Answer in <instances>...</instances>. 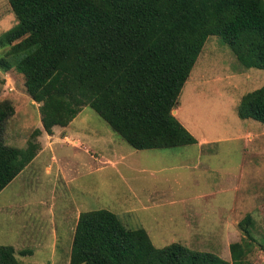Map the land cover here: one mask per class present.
Listing matches in <instances>:
<instances>
[{
  "label": "rangeland",
  "instance_id": "obj_1",
  "mask_svg": "<svg viewBox=\"0 0 264 264\" xmlns=\"http://www.w3.org/2000/svg\"><path fill=\"white\" fill-rule=\"evenodd\" d=\"M15 23L0 0V34ZM261 85L264 69L243 67L208 36L171 111L196 142L134 149L88 106L46 133L33 90L14 69L0 70V100L12 107L4 143L24 147L39 129L32 161L0 190V245L20 264H68L78 213L103 208L142 227L155 247L178 242L230 261L228 245L245 240L246 263L264 264V123L235 113ZM245 214L250 239L237 226Z\"/></svg>",
  "mask_w": 264,
  "mask_h": 264
},
{
  "label": "trees",
  "instance_id": "obj_2",
  "mask_svg": "<svg viewBox=\"0 0 264 264\" xmlns=\"http://www.w3.org/2000/svg\"><path fill=\"white\" fill-rule=\"evenodd\" d=\"M6 1L16 23L0 34V70L14 69L33 90L46 133L88 106L134 149L193 144L171 111L206 38L243 67L264 69V0ZM235 113L264 123V85L242 94ZM11 114L0 100V190L38 149L39 129L24 147L4 143ZM251 224L248 214L237 223L249 239ZM249 244L231 242L230 261L178 242L155 247L142 227L100 208L78 213L68 264H247ZM0 264H20L11 245H0Z\"/></svg>",
  "mask_w": 264,
  "mask_h": 264
},
{
  "label": "crops",
  "instance_id": "obj_3",
  "mask_svg": "<svg viewBox=\"0 0 264 264\" xmlns=\"http://www.w3.org/2000/svg\"><path fill=\"white\" fill-rule=\"evenodd\" d=\"M175 113H176V110H175ZM182 114H183V115H182L181 117H182L185 121H187V120H186V119H187V116L184 115V111H182ZM31 161H32V160H30L29 163H30ZM21 171H22V170H21ZM21 171H20L17 175H19V174L21 173ZM17 175H16V176H17ZM16 176H15V177H16Z\"/></svg>",
  "mask_w": 264,
  "mask_h": 264
}]
</instances>
